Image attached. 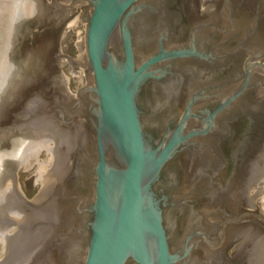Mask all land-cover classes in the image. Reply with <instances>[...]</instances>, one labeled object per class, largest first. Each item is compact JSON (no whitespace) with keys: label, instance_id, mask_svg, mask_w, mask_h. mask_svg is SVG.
I'll list each match as a JSON object with an SVG mask.
<instances>
[{"label":"water","instance_id":"obj_1","mask_svg":"<svg viewBox=\"0 0 264 264\" xmlns=\"http://www.w3.org/2000/svg\"><path fill=\"white\" fill-rule=\"evenodd\" d=\"M151 11L140 0H0V264L188 263L194 241L181 246L174 205L165 202L175 179L165 166L196 132L183 131L187 112L166 138L141 118L144 86L166 73L157 64L199 54L161 42L144 54L141 21ZM79 20L71 60L60 41ZM64 63L72 81L83 85L87 75L77 95L67 90ZM43 82L54 99L87 105L94 153L77 186L66 177L84 132L68 130L55 116L38 89ZM71 117L84 120L80 112ZM40 151L49 160L28 177L39 190L26 200L17 171L33 165ZM166 177L173 180L168 186ZM240 241L246 264H264V229L252 227L234 245Z\"/></svg>","mask_w":264,"mask_h":264},{"label":"flooded vegetation","instance_id":"obj_2","mask_svg":"<svg viewBox=\"0 0 264 264\" xmlns=\"http://www.w3.org/2000/svg\"><path fill=\"white\" fill-rule=\"evenodd\" d=\"M140 3L152 8L141 21L144 54L157 52L160 42L164 49L199 54L157 64L166 73L144 86L147 105L141 118L166 138L187 112L183 131L196 132L165 166L175 179L165 202L167 208L174 205L181 246L188 238L194 241L187 264H246L243 242H235L252 227L264 229V216L253 204L264 193V0ZM45 84L38 89L47 94L55 116L68 130L82 126L84 132L85 143L72 156L66 177L77 186L94 153V138L86 133L92 132L87 105L78 109L56 100ZM77 112L84 120L75 123L71 114ZM206 121L210 128L203 132ZM165 179L167 186L173 182Z\"/></svg>","mask_w":264,"mask_h":264},{"label":"rangeland","instance_id":"obj_3","mask_svg":"<svg viewBox=\"0 0 264 264\" xmlns=\"http://www.w3.org/2000/svg\"><path fill=\"white\" fill-rule=\"evenodd\" d=\"M81 28L82 22L80 20L75 21L60 41V50L64 55L70 57L71 60H74L78 54L73 42L77 31ZM60 71L67 78V90L71 95H77V91L87 85V75H83V85L72 81L71 67L68 63L61 65ZM48 160L47 152L40 151L38 160L33 165L17 171V182L26 200H31L39 190V185L32 183L28 177L35 171L36 167L45 164ZM253 204L256 206L257 211L264 213V197L255 198Z\"/></svg>","mask_w":264,"mask_h":264}]
</instances>
